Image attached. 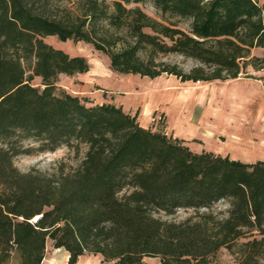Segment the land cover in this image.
I'll list each match as a JSON object with an SVG mask.
<instances>
[{"label":"trees","instance_id":"obj_1","mask_svg":"<svg viewBox=\"0 0 264 264\" xmlns=\"http://www.w3.org/2000/svg\"><path fill=\"white\" fill-rule=\"evenodd\" d=\"M144 1L0 0V264L15 253L19 264H41L48 241L69 252L67 264L86 254L112 264H212L222 248L235 264H264V160L194 152L121 106H88L54 85L89 64L45 43L48 36L91 45L123 75L211 83L246 68L264 72L259 0H149L159 19L138 6ZM171 55L194 64L161 60ZM37 77L42 88L32 84ZM28 138L47 151L86 152L69 172L21 173L13 160ZM219 203L226 209L216 211ZM180 210L192 214L161 216Z\"/></svg>","mask_w":264,"mask_h":264},{"label":"rangeland","instance_id":"obj_2","mask_svg":"<svg viewBox=\"0 0 264 264\" xmlns=\"http://www.w3.org/2000/svg\"><path fill=\"white\" fill-rule=\"evenodd\" d=\"M259 1L264 3V0ZM71 2L72 0H54L55 5L68 6ZM138 6L143 8L142 10L150 17L159 19L158 12L149 0H145ZM179 25L183 30H188L190 26L186 20L181 21ZM44 42L55 49L65 51L70 56L81 55L89 64L87 73L72 76L59 75L54 83L57 91H64L76 96L88 106L122 103L125 107L131 106L133 110H140L138 106L140 101L142 105L144 104L143 97L145 96L139 93L146 88L152 90L149 91L147 98L151 95L152 97L155 96L154 87L149 86L151 79L111 71L108 57L103 53L96 52L89 44L75 43L72 40L61 41L55 36L45 37ZM261 54L262 50L259 48L252 50V56L260 57ZM161 60L177 63L184 70H189L194 64L193 61L176 55L165 56ZM162 76L165 77L166 75ZM263 76L264 72L246 68L239 76L241 79L236 82H234L235 80H230L231 82H201L206 95L204 100L194 97L188 104L190 107L189 114L194 116L195 132L184 138L185 144H188L194 152H212L246 164L264 160V83L261 80ZM32 81L33 86L42 88L40 78H34ZM194 84L196 83L187 81L183 85L178 84L177 87L180 88L179 90L187 91L190 87H194ZM160 100L159 95L154 97V101ZM170 114H174L172 109ZM151 116L148 121L149 127L153 131H163L167 135H172L166 120L167 117L164 114L155 111ZM41 144L39 141L30 138L20 142L25 153L13 160L15 168L19 172L26 173L30 170L45 174H55L59 170L69 172L79 166L86 152L85 146L78 149L61 146L54 151H47L41 148ZM225 209L226 205L223 203H219L215 207L216 211ZM191 214L192 211L190 210H180L172 216H161L169 221L183 222ZM244 241L246 240H239L243 243ZM236 261V254L224 248L212 257V264H235ZM7 264H19L16 253L11 256ZM143 264L160 263L157 258H144Z\"/></svg>","mask_w":264,"mask_h":264},{"label":"crops","instance_id":"obj_3","mask_svg":"<svg viewBox=\"0 0 264 264\" xmlns=\"http://www.w3.org/2000/svg\"><path fill=\"white\" fill-rule=\"evenodd\" d=\"M239 79L241 78L238 77L234 79L235 80L234 82H236ZM151 80L152 81H149L150 83L149 86L154 87L153 93H155L156 97L158 95L160 96L161 99L160 101L158 102L154 101L155 96L152 97V95L149 98H147V96H149V91L152 90H147L146 88L144 91L139 93L140 95L145 96L143 97L144 104L142 105L140 101L138 105L140 107V110L138 109L133 110L131 106L125 107L124 104L122 103L116 104L115 106H121L125 112H128L132 115L136 114L138 116L137 117L138 123L144 128L149 127L148 120H150V118L153 116V115L151 116V114L155 113V111L161 112L162 114H164V116L167 117L166 120L169 125L168 127L172 132L171 134L178 137V139L184 141L185 137H189L191 136L192 133L194 134L195 132L194 123H193L194 116L191 113L189 114L190 107L188 104L191 103L190 101L193 100L194 97H198L200 100H204L206 95L204 86H201V83H198V85L196 83L194 84L195 85L194 87H190V89L187 91L179 90L180 88L177 87L178 84L183 85L187 82H181L173 75L165 76V77L160 76ZM213 96L216 97V95ZM171 109L174 112V114L172 115L170 114ZM197 123H199V120H197ZM68 258H69V252H67L63 248H58V249L53 248L52 242L48 241L46 244L45 255L41 264H67ZM76 264H112V263L104 262L102 260V257H100L99 255L86 254L80 256Z\"/></svg>","mask_w":264,"mask_h":264},{"label":"water","instance_id":"obj_4","mask_svg":"<svg viewBox=\"0 0 264 264\" xmlns=\"http://www.w3.org/2000/svg\"><path fill=\"white\" fill-rule=\"evenodd\" d=\"M37 219H38V217L34 218V219H33V220H34L33 222L37 221Z\"/></svg>","mask_w":264,"mask_h":264}]
</instances>
